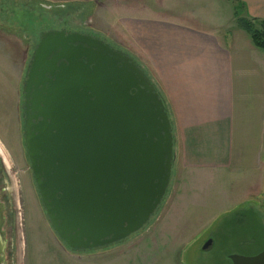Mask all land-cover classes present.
<instances>
[{
	"label": "water",
	"instance_id": "obj_1",
	"mask_svg": "<svg viewBox=\"0 0 264 264\" xmlns=\"http://www.w3.org/2000/svg\"><path fill=\"white\" fill-rule=\"evenodd\" d=\"M21 95L25 155L57 238L89 252L145 229L176 159L171 116L147 71L104 37L49 29L30 53ZM228 258L264 264V249Z\"/></svg>",
	"mask_w": 264,
	"mask_h": 264
},
{
	"label": "rangeland",
	"instance_id": "obj_2",
	"mask_svg": "<svg viewBox=\"0 0 264 264\" xmlns=\"http://www.w3.org/2000/svg\"><path fill=\"white\" fill-rule=\"evenodd\" d=\"M124 1L0 0V188L12 211L16 264H232L229 255L258 253L264 249V163L252 177L256 185L250 191L245 190L247 173L195 175L174 164L157 215L122 244L73 253L53 234L23 147L26 64L41 31L65 28L99 34L151 76L143 59L116 32L117 10ZM207 240L211 247L202 250Z\"/></svg>",
	"mask_w": 264,
	"mask_h": 264
},
{
	"label": "crops",
	"instance_id": "obj_3",
	"mask_svg": "<svg viewBox=\"0 0 264 264\" xmlns=\"http://www.w3.org/2000/svg\"><path fill=\"white\" fill-rule=\"evenodd\" d=\"M238 1L243 16L264 20V0ZM117 11L116 32L168 107L174 164L244 172L252 190L264 163V49L236 26L233 0H126Z\"/></svg>",
	"mask_w": 264,
	"mask_h": 264
},
{
	"label": "flooded vegetation",
	"instance_id": "obj_4",
	"mask_svg": "<svg viewBox=\"0 0 264 264\" xmlns=\"http://www.w3.org/2000/svg\"><path fill=\"white\" fill-rule=\"evenodd\" d=\"M63 29H65V28H63ZM3 177H4V173L2 171V168L0 167V183L3 179ZM3 190L4 189L0 188V214L2 217V221L0 224V264H16V253H15L16 248L14 245L13 227L10 225L12 211L8 210V208L5 205L6 202L8 201V199H6L7 198L6 194L2 193ZM3 198H4V200H3ZM140 232H142V231H140ZM139 233H137V234H139ZM53 234L56 236V234L54 232H53ZM137 234H135V235H137ZM58 241L60 244H62V246L65 249H68L69 251H71L73 253H83V252L72 251L63 242H61L59 239H58ZM122 243H119V244H122ZM112 246H114V245H112ZM109 247H111V246H109ZM109 247H107V248H109ZM107 248H104V249H107ZM104 249H102V250H104Z\"/></svg>",
	"mask_w": 264,
	"mask_h": 264
},
{
	"label": "trees",
	"instance_id": "obj_5",
	"mask_svg": "<svg viewBox=\"0 0 264 264\" xmlns=\"http://www.w3.org/2000/svg\"><path fill=\"white\" fill-rule=\"evenodd\" d=\"M242 14V3L238 0H233V16L236 21V26L249 35L255 47L264 49V20L257 18H247ZM44 30H49V28H45Z\"/></svg>",
	"mask_w": 264,
	"mask_h": 264
}]
</instances>
